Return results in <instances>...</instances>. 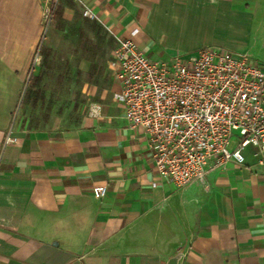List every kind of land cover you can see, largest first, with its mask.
<instances>
[{
	"label": "crops",
	"instance_id": "1",
	"mask_svg": "<svg viewBox=\"0 0 264 264\" xmlns=\"http://www.w3.org/2000/svg\"><path fill=\"white\" fill-rule=\"evenodd\" d=\"M57 4L63 20L77 15L114 46L132 35L149 53L170 38L173 55L215 45L264 64V0ZM84 6L95 20L81 15ZM43 12L40 0H0V264H166L176 254V264H264V163L253 146L243 164L176 186L127 126L108 63L98 73L89 59L75 63L87 74L81 100L37 125L21 120L45 44ZM192 24L202 39L183 45L179 32Z\"/></svg>",
	"mask_w": 264,
	"mask_h": 264
},
{
	"label": "built area",
	"instance_id": "2",
	"mask_svg": "<svg viewBox=\"0 0 264 264\" xmlns=\"http://www.w3.org/2000/svg\"><path fill=\"white\" fill-rule=\"evenodd\" d=\"M58 1L40 0L44 22ZM82 14L96 19L90 7ZM108 65L127 126L140 132L158 174L176 186L203 182L209 169L229 162L243 164L249 145L264 163L262 62L215 45L158 60L127 35L117 39ZM92 192L102 196L104 187Z\"/></svg>",
	"mask_w": 264,
	"mask_h": 264
},
{
	"label": "rangeland",
	"instance_id": "3",
	"mask_svg": "<svg viewBox=\"0 0 264 264\" xmlns=\"http://www.w3.org/2000/svg\"><path fill=\"white\" fill-rule=\"evenodd\" d=\"M47 19L43 24L45 44L51 45L53 52L50 51L45 64H42L41 57L36 60L37 57L39 58L38 54L34 55V63L39 67L34 70V75L21 100V104L24 105L21 120H27L32 125L41 123L51 114H65L74 101L81 100V84L87 79V74H82L81 69L76 68V61L89 59L92 62L89 70L102 73L107 69L110 52L114 47V42L106 33L100 28H88L82 20L78 21L77 15L57 23L59 26L57 28L56 22L51 17ZM88 20L95 19L88 18ZM179 33V42L183 45L202 39L199 28H195L194 24L180 30ZM170 40L168 38L167 44H160L159 48H154L147 54L158 60H166L173 56V50L168 46L172 44ZM45 44H42L43 50L46 48ZM38 52L36 50V53ZM37 76L39 78L35 80ZM36 90L41 99L34 106L33 93ZM236 134L234 132L233 138Z\"/></svg>",
	"mask_w": 264,
	"mask_h": 264
},
{
	"label": "trees",
	"instance_id": "4",
	"mask_svg": "<svg viewBox=\"0 0 264 264\" xmlns=\"http://www.w3.org/2000/svg\"><path fill=\"white\" fill-rule=\"evenodd\" d=\"M63 7L60 6L59 4H56L51 12V18L57 22H61L63 20ZM39 54L41 55V60H42V64H45V62L47 61L49 54H50V48H44L41 49L39 51ZM39 78V76H37L35 78V80H37ZM34 98H33V105H37V101H39V99H41V96L38 92V90H36L34 93Z\"/></svg>",
	"mask_w": 264,
	"mask_h": 264
},
{
	"label": "water",
	"instance_id": "5",
	"mask_svg": "<svg viewBox=\"0 0 264 264\" xmlns=\"http://www.w3.org/2000/svg\"><path fill=\"white\" fill-rule=\"evenodd\" d=\"M179 257H180V254H176V255L170 257L168 259V261L166 262V264H176L178 259H179Z\"/></svg>",
	"mask_w": 264,
	"mask_h": 264
}]
</instances>
